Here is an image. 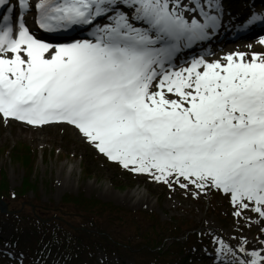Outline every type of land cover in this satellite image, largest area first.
Wrapping results in <instances>:
<instances>
[{"label":"snow or ice","instance_id":"6c2138e0","mask_svg":"<svg viewBox=\"0 0 264 264\" xmlns=\"http://www.w3.org/2000/svg\"><path fill=\"white\" fill-rule=\"evenodd\" d=\"M8 3L0 0V8ZM18 4V17L12 7L0 15L5 119L71 124L125 169L169 187L221 189L238 209L251 204L264 218V52L248 60L244 52L230 53L224 62L201 57L175 70L181 42L204 40L216 27L217 16L199 0L203 22L186 18L196 9L181 0H38L41 29L95 25L94 41L59 45L27 26L29 0ZM102 18L109 22L101 26ZM256 21L264 16L249 23ZM262 252L240 264H264Z\"/></svg>","mask_w":264,"mask_h":264},{"label":"rangeland","instance_id":"374dc122","mask_svg":"<svg viewBox=\"0 0 264 264\" xmlns=\"http://www.w3.org/2000/svg\"><path fill=\"white\" fill-rule=\"evenodd\" d=\"M261 1L264 4V0ZM261 1L257 0V3ZM233 2L238 5L239 13L245 14L246 20H251L246 15L251 12L246 11V4L230 0L228 6ZM182 5L192 9L187 2ZM123 10L128 11L127 8ZM186 12L199 19L196 13L189 10ZM235 19L240 22L237 17ZM232 51L235 53L237 49ZM238 51L246 53L245 59L248 60L253 52H264V44L259 45L258 40H255L250 42V46ZM44 137H48L49 141L44 142ZM24 148L35 150L36 153L35 172L32 176L38 179L39 183H36L39 197L32 191L28 196L18 198L13 202L15 207L21 206L15 208L16 212L22 208L28 214L31 206H39L42 208L35 209L38 215L46 216L49 213L51 216L53 209L58 210L56 207L69 204L63 202L65 194L76 195L80 192L86 197L123 207L124 215L129 219V211L134 212L131 215L134 217V225L128 228L116 223L109 225V230L115 237H126L125 241H129L134 249H119L124 254L111 252L114 255H110L105 247L96 248L90 264H166L167 254L164 257L160 256L163 253L159 254L156 263L152 257L158 251L172 246L173 237L176 236L175 225L180 226L183 234L179 241L184 253L171 264H240L241 261H246L243 256L251 244H256L260 251L264 249V218L251 210V204L248 209H238L231 200L217 198L211 192L215 187L198 189L189 184L188 188H181L176 183L169 187L149 174L134 173L119 162L108 159L96 147L78 142L71 125L50 124L38 129L0 116V173H6L12 190H17L25 174L24 168L14 160V155L25 152ZM106 189L111 190L113 196H106ZM133 189L144 192L150 202L144 205L133 204L124 195L132 194ZM45 205L50 207L49 212L43 207ZM238 210L241 212L239 216L234 214ZM149 214H153L161 225L156 224ZM63 216L66 220L72 217L64 213ZM188 225L197 228L194 229L195 233H191L196 237L189 236V244L186 245ZM154 226L157 234L153 230ZM22 232L13 221L1 220L0 264H68L66 260H62L57 250L45 253L48 246H43L42 240L37 245L41 247L42 254H35L33 250V255H26L28 248L17 244L12 237L14 235L17 238ZM142 233L160 241L151 245L144 241ZM198 233H201L199 240ZM202 234L208 242L203 240ZM142 247L147 253L140 256L136 250ZM241 247L245 249L244 252L240 251ZM114 249L116 248H112ZM261 254L264 255V252ZM218 260L219 263L216 262Z\"/></svg>","mask_w":264,"mask_h":264},{"label":"trees","instance_id":"16d2710c","mask_svg":"<svg viewBox=\"0 0 264 264\" xmlns=\"http://www.w3.org/2000/svg\"><path fill=\"white\" fill-rule=\"evenodd\" d=\"M24 150L25 152H19V154L14 155V160L25 170V174L17 190L10 189L6 173H0V197L9 204L8 212L2 213L0 211V223L1 220L13 221L16 227L20 231H23L17 238L14 235L12 237L13 241L17 244H23L28 248L26 249V255H33L34 252L35 254H42L41 247L37 246L42 240L44 242L43 246H48L45 253L57 250L62 260H66L68 264H90L92 263L91 258L96 253V248L105 247L108 252L116 253L117 251L122 252L119 249H126L128 247L126 243L128 241H125V239L119 240L113 236L109 230V225L116 223L124 228H128L134 223V217L131 216L134 212L129 211L131 217L129 219L124 215L123 207L111 202L101 201L94 197H86L83 192L76 195L65 194L63 202L69 204L56 207L58 210L53 209L51 216L49 213L46 216L38 215L35 209L42 208L39 206H31L28 214H25V209L22 208H20L19 212H16L15 208L21 206L15 207L13 206V202L18 198L26 197L32 191L39 197V192L37 191L39 182L37 178L32 176L33 172H35L36 153L35 150L28 148H24ZM10 153L12 152L10 151ZM211 192L217 198L231 200V197L226 195L221 189L212 190ZM43 207L48 212L50 211V207H47V205ZM63 213L66 216H72L71 219L66 220ZM149 215L154 219L153 221L156 224L161 225V222L153 214ZM195 228L197 227H192V225L187 226L186 229H188L189 233L186 235V245L189 244V236L196 237L195 234L191 235V233H195ZM153 230L157 232L155 226ZM174 234L176 236L173 237L172 246L167 250L158 251L152 257L155 263L158 260V255L161 253H163L160 255L161 257L167 254L166 264H171L173 260L180 258L184 253L182 251L183 245L178 240L180 236H183L182 232H180V226L175 225ZM200 234L198 233L197 235L199 237L198 240L201 239ZM147 236L148 234L144 235V240L147 239ZM202 236L203 240L208 242L206 236L204 234ZM178 247L179 249L176 252ZM112 248L116 249L112 250ZM140 249L143 250L140 256L147 253L143 247Z\"/></svg>","mask_w":264,"mask_h":264},{"label":"bare ground","instance_id":"6f19581e","mask_svg":"<svg viewBox=\"0 0 264 264\" xmlns=\"http://www.w3.org/2000/svg\"><path fill=\"white\" fill-rule=\"evenodd\" d=\"M183 1H186L191 8H195L196 10H198L199 8L197 7V0H181V3H183ZM240 3H246L247 7L249 10H254L256 12V14L258 16H264V7H255L253 6V4L248 1V0H239ZM203 3L205 9H208L209 6V11L212 12L213 15L217 16L218 20V25H220V29L216 32H214L215 30H212L211 33H214L213 36L209 37L208 39H204V40H200V41H196L193 42L191 45H188L186 42H181V46L179 48V52H178V56H185L189 51L197 48V47H205V46H211V45H215L218 44L220 42H222V40L228 36L231 35H241L244 34L245 32H247L248 30H253V31H257L261 28L264 27V21H261L259 24H242V25H238L235 22L234 19V13L232 11V8H230L229 6H227L224 2V0H215V2L211 1V0H199V4ZM214 3V4H212ZM211 4V6H210ZM233 6L236 8L238 5L236 4V2H233ZM112 13H110L109 15H111ZM184 15L186 18L190 19L189 16L187 14V12H184ZM251 35V34H250ZM245 35H242V37H244ZM264 38V36L262 37ZM258 40V44L262 45V43L260 42L261 39H257ZM255 41V40H251V41H243V43L237 42L233 45H228L226 48H223L221 51H219V53H217L214 56H206L204 59L207 61H214L217 59H220L222 62L223 61V57H225L226 55L233 53L232 49L235 50L237 49L240 50L242 48H245L246 46H250V42ZM240 43V44H238ZM239 52V51H238ZM236 52V53H238ZM195 57V56H194ZM247 57V55H246ZM153 91H155V84L153 85L152 88ZM169 98H176L175 96H173L172 94H168ZM10 121L16 122L18 124H24V125H30L24 121H20L17 120L15 118H8ZM24 122V123H22ZM52 123H57V122H52ZM33 128H44L46 125H30ZM72 130L75 133V136L77 137V141L84 143V144H89L90 146L95 147V145L91 142H89L87 140L86 137H84V135L75 127L72 126ZM44 142H48L49 138L48 137H44L43 139ZM132 194H124L126 196L127 199L132 200V203L135 205H144L150 202V199L148 198V196L140 191L138 192L136 189L131 192ZM106 196H113L111 190L106 189ZM157 234V232H155ZM152 240V242H151ZM155 240V238H151V236H147V241L154 244L155 242L157 243L158 241H153ZM164 240V239H163ZM160 241V240H159ZM156 245V244H155ZM154 245V246H155ZM252 251H260L258 246H256V244H251V246L248 248L247 252H245L243 258L245 260H250L251 257L248 255V253H251Z\"/></svg>","mask_w":264,"mask_h":264},{"label":"water","instance_id":"95a60500","mask_svg":"<svg viewBox=\"0 0 264 264\" xmlns=\"http://www.w3.org/2000/svg\"><path fill=\"white\" fill-rule=\"evenodd\" d=\"M6 206H7V204L2 199H0V209L2 211H5L6 210Z\"/></svg>","mask_w":264,"mask_h":264}]
</instances>
